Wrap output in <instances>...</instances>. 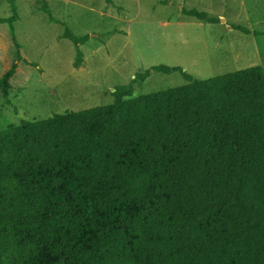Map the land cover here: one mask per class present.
<instances>
[{
	"label": "trees",
	"instance_id": "16d2710c",
	"mask_svg": "<svg viewBox=\"0 0 264 264\" xmlns=\"http://www.w3.org/2000/svg\"><path fill=\"white\" fill-rule=\"evenodd\" d=\"M152 71L188 83L0 130V264H264L263 67Z\"/></svg>",
	"mask_w": 264,
	"mask_h": 264
},
{
	"label": "rangeland",
	"instance_id": "374dc122",
	"mask_svg": "<svg viewBox=\"0 0 264 264\" xmlns=\"http://www.w3.org/2000/svg\"><path fill=\"white\" fill-rule=\"evenodd\" d=\"M17 20L0 26V130L65 111L114 102L125 85L141 96L181 87L180 66L205 80L255 66L264 69V0H15ZM206 12L218 23L187 14ZM0 0V18L13 17ZM86 41L76 44L66 36ZM244 31H249L246 33Z\"/></svg>",
	"mask_w": 264,
	"mask_h": 264
}]
</instances>
